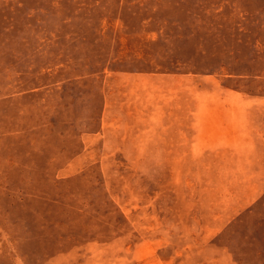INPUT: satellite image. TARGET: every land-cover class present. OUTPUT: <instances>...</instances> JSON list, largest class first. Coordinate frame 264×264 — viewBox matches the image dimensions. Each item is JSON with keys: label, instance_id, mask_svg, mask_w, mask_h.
<instances>
[{"label": "rangeland", "instance_id": "1", "mask_svg": "<svg viewBox=\"0 0 264 264\" xmlns=\"http://www.w3.org/2000/svg\"><path fill=\"white\" fill-rule=\"evenodd\" d=\"M0 264H264V0H0Z\"/></svg>", "mask_w": 264, "mask_h": 264}]
</instances>
